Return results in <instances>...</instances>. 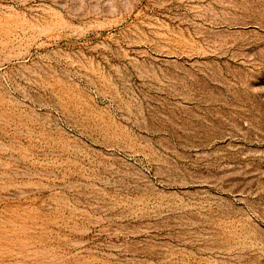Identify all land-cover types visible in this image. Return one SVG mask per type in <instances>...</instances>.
Here are the masks:
<instances>
[{
    "label": "rangeland",
    "instance_id": "rangeland-1",
    "mask_svg": "<svg viewBox=\"0 0 264 264\" xmlns=\"http://www.w3.org/2000/svg\"><path fill=\"white\" fill-rule=\"evenodd\" d=\"M0 264H264V0H0Z\"/></svg>",
    "mask_w": 264,
    "mask_h": 264
}]
</instances>
